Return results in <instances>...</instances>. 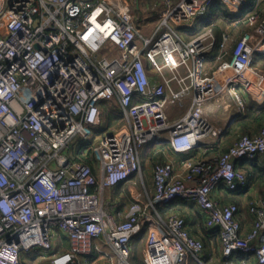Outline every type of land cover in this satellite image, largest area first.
I'll return each instance as SVG.
<instances>
[{
    "label": "built area",
    "instance_id": "obj_1",
    "mask_svg": "<svg viewBox=\"0 0 264 264\" xmlns=\"http://www.w3.org/2000/svg\"><path fill=\"white\" fill-rule=\"evenodd\" d=\"M139 1L0 0V264H26L21 254L32 251L49 264H81L101 234L115 251L109 264H131L132 239L143 230L145 264H214L182 216L159 211L177 199L197 204L206 225L219 230L217 264H237L235 254H245L240 264L249 256L264 264V198L250 205L254 224L244 235L239 205L213 196L221 185H246L236 161L264 159V123L210 158L156 163L153 194L133 201L121 221L104 201L107 187L141 174L142 146L166 141L174 153L206 151L225 131L208 106L225 101L240 113L244 99L236 87L254 81L263 89V75H248L254 54L264 52L260 11L247 14L253 30L235 40L226 60L229 32L218 35L208 25L187 38L175 30L195 26L212 0L153 4L160 20L150 34L135 23ZM221 1L235 13L247 0ZM213 51L221 63L210 74L203 64ZM103 100H115L123 117L97 137L98 172L64 150L76 134L91 138L85 124L101 122ZM186 100L183 114L172 119L168 107ZM56 231L67 236L68 249H55Z\"/></svg>",
    "mask_w": 264,
    "mask_h": 264
},
{
    "label": "crops",
    "instance_id": "obj_2",
    "mask_svg": "<svg viewBox=\"0 0 264 264\" xmlns=\"http://www.w3.org/2000/svg\"><path fill=\"white\" fill-rule=\"evenodd\" d=\"M145 4V3H144ZM261 11H264V7L260 9ZM263 13V12H262ZM261 14V12H260ZM236 19H229L226 17H221L217 22V32L216 34H220L221 31H227L230 33L233 40H231L228 43L227 46V53L223 56L226 60H228L231 56V50L234 45V42L236 39H238L243 32L247 30H253V27L249 26L245 20H241L239 23L235 22ZM140 29V28H139ZM141 30V29H140ZM142 31V30H141ZM216 31V30H215ZM185 37L189 38L190 36L188 34H184ZM214 53V54H213ZM264 53V52H259ZM213 54V55H212ZM212 54H208L206 56L205 62L203 64V70L210 73L215 74L217 68L219 67L221 60L217 59V53L216 51H213ZM249 76H251L254 80L258 79L259 75L264 76V60L260 63H257L256 65L253 64V70L248 73ZM261 88H259L255 82L239 84V86L236 87V90L240 94V96L244 99V108L240 113H235L234 107L227 105L224 102H219L218 104H211L208 106V112L211 114V117L216 125L225 126V131L227 132L229 128L238 121V117L242 116L246 112V108L251 105L252 107L261 105L264 103V79L261 81ZM109 103H111V106H113L116 109H119V105L115 100H109ZM189 103V100H186L183 105L176 106L171 105L168 107V111L170 114V117L176 118L183 114L185 111L187 105ZM222 103V104H220ZM101 105V104H100ZM104 110H101V122L103 121V118L107 114H109V109L107 110L104 105H102ZM103 112L105 114H103ZM101 122L98 124L100 125ZM121 122V120H120ZM119 122V124H120ZM264 123V115L261 120V122L258 123H252L249 125L250 133L249 134H255L259 131L260 126ZM119 124L115 125L114 127L109 126L107 131L117 129ZM240 128V127H239ZM241 129V128H240ZM225 134L221 135L218 142L216 143L217 147H220L219 143L223 140L224 137H226ZM241 134L240 133L236 138H234L229 145H231ZM101 135V134H100ZM99 135V136H100ZM95 139L97 141V137ZM167 143V142H166ZM227 145L225 147L228 148ZM220 149V148H219ZM172 150V149H171ZM223 150V148L221 149ZM218 151L213 152V154H209L206 158H210L212 156H215L219 153ZM163 152V158L161 162L171 160L175 163H178L180 160L186 158V157H198L201 156V150L192 152V153H174L168 152V151H162ZM212 153V152H211ZM259 163H257L256 166L251 168H241L238 166L237 168L244 171L245 174L250 173V175H253L254 172L257 177H251L250 179L247 178V182L244 188H242V193L236 195L235 193H232L230 189L226 188L225 185H221L219 188H217L213 192V196L217 198L222 204H227L229 202H233V200H237V204L240 207V212L238 214V218L242 225V233L245 235L247 234L252 228L254 224V218L255 216L249 211V207L252 203H254L256 200L260 198H264V159L258 155ZM200 158V157H198ZM97 160V159H96ZM142 160V168H145L146 161L149 159ZM97 164V161H94ZM93 162V163H94ZM158 163V162H157ZM156 164V162H155ZM154 164V165H155ZM237 166V165H236ZM154 169V167H153ZM246 175V176H247ZM142 173L134 174L130 180L123 182L118 185L110 186L105 189L104 192V201L108 203V205L111 206V213L114 216V219L116 221H121L124 219L125 214L130 206V204L135 200H145L148 196H151L154 192V181H153V175H152V190L151 192H146V188L144 186ZM236 203V202H235ZM177 211H166L161 212L164 215L169 214L170 212H176L180 216H182L185 220V227L189 231L190 234L202 239L203 234L200 229V225L203 224L206 229L208 230H214V228H209L205 223V216L201 212V209L199 206L195 203H187L183 202L182 205H178ZM135 238V239H134ZM146 241V230L144 232V236L139 237L138 235L134 236L131 243V264H145V242ZM203 241V239H202ZM204 242V241H203ZM209 245H205V249L203 252V258L205 260H208L210 262H213L214 264H217L222 259V244L220 240V236L216 238H210ZM205 244V243H204ZM54 246L56 250H66L69 248V241L67 236L62 233L61 231H56L54 233ZM36 255V253H35ZM38 258V261H43V264L49 263L48 258L40 257L39 255H36ZM39 256V257H38ZM245 254H235L234 258L237 264H240V260L242 257H244ZM29 258V257H28ZM116 255L113 248L107 243L105 234H101L100 236L96 237L94 240V248L93 252L90 255V257L84 258V261L82 264H109L111 260H115ZM247 263L246 264H256V260L253 256H249L246 258Z\"/></svg>",
    "mask_w": 264,
    "mask_h": 264
},
{
    "label": "trees",
    "instance_id": "obj_3",
    "mask_svg": "<svg viewBox=\"0 0 264 264\" xmlns=\"http://www.w3.org/2000/svg\"><path fill=\"white\" fill-rule=\"evenodd\" d=\"M263 4H264V0H247L246 3L244 5H242L241 8L237 12L234 13L221 0H212L208 6V9H207L206 20L203 23H201L198 27H196V30H194L193 32H191V33L190 32H184L182 35L188 34L190 37L194 36V35L198 34L199 32H201L202 30H204V28L208 25H212L214 31L216 30L215 32H217L216 22L221 17H226L229 19H233V18L234 19H245L248 13L258 10L261 12L260 18H263L264 12L262 13V11L260 10ZM152 12L154 15H158L157 11H152ZM140 21L141 20H139V19L135 20V23H136L138 28H141V26H142ZM194 27L195 26H193L192 28H194ZM263 60H264V53L256 52L254 54V59H253L254 65H256L257 63H260ZM252 104L246 108L245 114L238 117V121H236V123L233 124L235 126L240 127L242 133H248L249 134L250 133L249 125L252 123L261 122V120L263 118L264 103L261 105L254 106V107H252ZM105 113H106V115L104 117H108L107 112H105ZM233 125L229 128V130L227 132L224 131V134L226 132V136L228 135V132L232 129ZM221 149H222L221 147L213 146L212 148H209L206 151H203L202 149H198L196 151L201 150L202 151L200 154L201 156H198V157L206 159V157L209 154H213V152L215 153V151L220 152ZM226 149L223 148V150H221V152L226 150ZM163 150L168 151V152H172L169 144L166 143V141H162L159 143H150V146H148V148L144 149V153L142 155L143 161L146 159H152V160H155L154 162H156V163L161 162V160L163 158V152H162ZM258 159L259 158L257 156H255L254 158H251V159L242 158V159H239L236 161V165H237V167L239 166L240 168L242 166L243 168L249 169L251 167L256 166L257 163H259ZM81 160L88 162L92 165L94 162V160L88 154L81 156ZM246 175H247V173H246ZM251 177L252 178L257 177L255 172L253 175H250V173H248V175L246 176V178H249V179ZM244 187H238L234 190H231V192L238 195V194L242 193V190H243L242 188H244ZM183 202L184 201L179 200V199L173 200L172 202H170L168 204H159L158 209L160 212L177 211V207H179L178 205H182ZM233 202L237 203L238 201L233 200ZM200 229H201L202 234H203L202 239H203L205 245H209L210 238H212V237L216 238L219 236V230L217 228H215L214 230H208L205 228V226H203V224H201ZM144 232H145V230H143L138 236L139 237L144 236Z\"/></svg>",
    "mask_w": 264,
    "mask_h": 264
},
{
    "label": "rangeland",
    "instance_id": "obj_4",
    "mask_svg": "<svg viewBox=\"0 0 264 264\" xmlns=\"http://www.w3.org/2000/svg\"><path fill=\"white\" fill-rule=\"evenodd\" d=\"M145 3V4H144ZM153 4H156L159 8L163 7L164 3L163 0H140L139 2H136V8H135V20L139 19L141 20V30L145 34H150L154 32L157 28V24L159 23V16L154 15L152 11ZM264 7V4L261 8ZM264 12V11H262ZM206 20V15L199 17L196 20L195 27L194 28H187L185 26L176 27L175 30L179 34H183L184 32H193L196 30V27H198L201 23H203ZM208 54H212V52H209ZM207 54V55H208ZM214 54V53H213ZM212 54V55H213ZM101 110L103 111L104 108L102 105L106 107V109H109L108 117L103 118V121L100 125H92V124H85V127L90 131L91 138L89 140L84 139L80 134H76L69 142V147L64 150V153L66 152L70 156H73L75 159H78V156H84L89 155L94 161H97V155L95 154V151L93 149L94 145L97 143L95 137L102 135L108 130L109 126H115L119 124L120 120L123 117L122 110L116 109L113 106H111V103H109V100H103L100 102ZM104 114V112H103ZM121 123V122H120ZM240 133H242L241 129L238 126L233 125L232 129L228 132V135L223 138L222 141H220L219 145L221 148H225L229 143L236 138ZM150 144L144 145L140 148V154L141 158L143 159L142 155L144 153V149L148 148ZM85 152V154H83ZM155 160L149 159L146 161L145 168H142V177L144 186L146 188V192H151L152 190V175H153V167ZM95 169L99 172L98 165L94 162ZM92 254V253H91ZM87 255L86 257H90V255ZM29 257V258H28ZM35 255V251L32 252H25L21 254V260L26 264H43V261H38V258ZM39 257V256H38ZM84 257H81V264L84 261ZM130 257V262H131ZM46 264V263H45ZM49 264V263H47ZM190 264H197L194 259H190Z\"/></svg>",
    "mask_w": 264,
    "mask_h": 264
}]
</instances>
